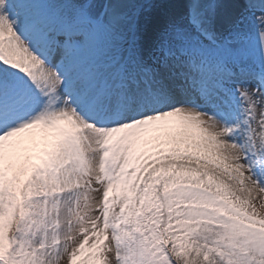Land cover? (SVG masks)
Returning <instances> with one entry per match:
<instances>
[{"label":"bare ground","instance_id":"1","mask_svg":"<svg viewBox=\"0 0 264 264\" xmlns=\"http://www.w3.org/2000/svg\"><path fill=\"white\" fill-rule=\"evenodd\" d=\"M82 1L116 29L123 28L129 12L141 5L140 0ZM17 7L28 9L29 5L24 0H0V38L9 36L10 32L11 37H15L17 31L25 35L29 27L32 28L19 23ZM263 9L264 0H154L151 9L143 5L137 11L139 32L135 30L134 39L141 44L140 50L120 48L105 54H90L80 60L70 58L59 66L58 71L76 70L75 75L62 87L56 79L57 71H51L36 59L27 45L15 37V45L23 55L20 58L21 54H6V64L23 79L38 78L37 73L41 70L39 79H45L44 89L55 87L59 97L54 100L57 106L53 113H47L42 106L35 112L37 121H20L11 135L4 132L0 136V234L5 231L14 200L18 202L16 215L23 212L25 202L21 191H27L35 174L50 190H44L43 197L46 200L56 198L61 208L68 200L90 201L86 210L89 228L91 223H97L98 200L103 216H114L116 206H110L109 202L134 200L142 193L141 186L147 176L167 166L168 162L195 169L202 164L218 165L233 175L247 177L241 165L247 155L249 157L251 146L244 135H249L254 148L262 149L264 153V120L257 127L256 136L250 134L245 130L246 122L238 116L241 104H236L241 103L236 89L243 82L252 86L251 80L258 77L252 67L201 56L188 59L185 55H173L172 66L164 63V68L158 71L161 65H157L156 70L143 66L139 51L146 54L159 31L183 18L220 40L229 38L228 29L243 24L244 20L257 18L262 23L259 15ZM8 10L10 13L6 15ZM11 17L15 18L13 23L9 22ZM58 55L55 54L53 59ZM85 64L90 65L87 68L92 69L91 74L84 73ZM4 68L1 61V79L6 76ZM82 78L85 85L72 98H66V87L78 84ZM258 79L262 80V75L259 74ZM254 84L258 92H262V95L253 92L255 104L259 103L258 99L264 104V80ZM29 94L17 91L12 103L18 99H21L18 102H24ZM84 96V104L75 107L73 100ZM4 103L0 102V110L7 104ZM79 108L83 109L85 118L96 116L97 122L108 123L119 118L118 125L95 129L79 116L76 112ZM163 108L169 111L148 118L147 114ZM19 116L17 113L18 119ZM122 119H129L130 123L119 125ZM3 123L0 121V127ZM250 138L247 139L249 143ZM229 139L234 141L229 143ZM122 205L118 203V207ZM117 210L118 216L124 214L122 209ZM54 213L53 209L51 215ZM125 215L128 218L127 213ZM124 225L129 223L124 222ZM87 236L89 238L83 244L86 251L93 252L97 258L104 254L112 261L116 260L121 246L118 237L117 241L114 238L109 241L107 235L100 240ZM2 244L0 240V246Z\"/></svg>","mask_w":264,"mask_h":264},{"label":"rangeland","instance_id":"2","mask_svg":"<svg viewBox=\"0 0 264 264\" xmlns=\"http://www.w3.org/2000/svg\"><path fill=\"white\" fill-rule=\"evenodd\" d=\"M24 1L28 2L29 8L17 7L15 12L20 24L32 28L29 27L25 35L17 31L15 37L27 45L36 59L51 71H57L56 79L61 87L63 83L69 84L70 77L75 75L76 70L58 71L59 66L70 58L80 60L90 54H105L120 48L140 50L141 44L134 39L135 30L138 31L137 11L143 5L151 9L154 2L140 0L141 5L129 12L127 24L116 29L99 12L93 11L86 1ZM9 13V10L5 12L6 15ZM259 16L262 23L257 18L244 20L243 24L228 29L229 38L220 40L202 32L188 18H183L159 31L146 54L139 51L143 66L155 69L161 65L158 69L161 71L164 63L172 66L173 55H185L188 59L201 56L212 61L250 65L258 74L256 77L260 74L263 79L251 80L252 86L243 82L236 89L241 101L236 104H241L238 116L246 122L245 130L256 136L257 127L264 120V104L258 98L259 103L255 104L256 95L253 93L256 91L257 95H262L254 83L259 81L261 84L264 80V9ZM14 21V17L9 19L11 23ZM11 35L10 32L9 36L0 38V63H4L3 73L6 75L4 79L0 78V102L7 103L0 110V121H4L0 136L4 132L11 135L16 129L15 124L20 121L34 122L35 112L42 106L47 113H53L57 106L54 100L59 97L55 87L44 89L45 79H39L41 70L37 73L40 75L38 78L23 79L6 64V54H21L20 58L23 55ZM31 41L32 44L29 43ZM104 43L110 44L102 46ZM55 54L59 55L54 60ZM89 66L83 65L85 74L92 73V69L87 68ZM84 82L82 78L78 84L66 87V98L70 99L80 91ZM17 91L30 94L24 102H18L21 100L18 99V103L13 104ZM84 101L85 96L76 98L73 105L79 107ZM82 111L81 108L76 110L95 129L118 125L119 118L101 123L96 121V116L85 118ZM167 111L163 108L147 116L150 118ZM17 113L20 114L19 119ZM207 115L212 116L211 113ZM129 123V119H122L119 125ZM262 131L261 126V135ZM244 137L251 146L249 157L247 155L241 165L247 177L233 175L218 165L202 164L195 169L190 165L168 162L167 166L147 176L141 186L142 193L134 200L109 202L110 206H116L114 216H103L98 200L97 223H91L90 228L86 223L90 201L68 200L61 208L56 198L46 200L43 197L44 190H50L35 174L27 191H21L25 202L23 212L16 215L18 202L14 200L8 213L7 226L0 234L3 243L0 246V264H264V153L262 149L254 148L249 135ZM228 141L231 143L234 139ZM118 203H123L122 207H118ZM53 209L55 213L51 215ZM117 209H122L124 214L118 216ZM124 222L129 225H124ZM87 235H91L92 240H100L107 235L109 241L113 238L117 241L118 237L121 246L116 260L112 261L104 254L97 258L93 252L86 251L83 244ZM25 236L28 238L26 244Z\"/></svg>","mask_w":264,"mask_h":264}]
</instances>
